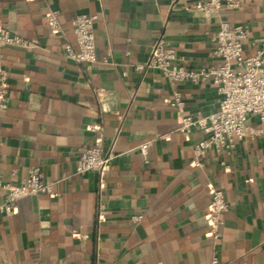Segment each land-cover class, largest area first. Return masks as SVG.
<instances>
[{
  "label": "crops",
  "instance_id": "crops-1",
  "mask_svg": "<svg viewBox=\"0 0 264 264\" xmlns=\"http://www.w3.org/2000/svg\"><path fill=\"white\" fill-rule=\"evenodd\" d=\"M201 2L0 0V27L30 41L0 45L11 91L0 110V205L2 185L21 183L30 168L56 180L74 173L81 152L98 141L116 154L105 178L86 172L63 182L59 195L27 196L10 216L0 213V264H211L207 214L216 188L229 205L220 264H264V122L249 116L261 135L195 166L201 132L184 134L167 101L180 91L185 113L207 115L219 107L217 86L173 85L161 70H135L162 36L187 68L217 65L214 37L226 20L247 29L246 54L263 46L264 0H239L240 8L209 16ZM52 11L60 32L46 20ZM80 13L97 16L98 61L90 67L64 52L67 42L77 48L71 21Z\"/></svg>",
  "mask_w": 264,
  "mask_h": 264
},
{
  "label": "built area",
  "instance_id": "built-area-1",
  "mask_svg": "<svg viewBox=\"0 0 264 264\" xmlns=\"http://www.w3.org/2000/svg\"><path fill=\"white\" fill-rule=\"evenodd\" d=\"M198 9L205 15L220 13L223 9L240 8L239 0H201ZM48 25L53 33L62 30L58 21V11L47 15ZM72 22L77 48L67 42L64 44L65 55L78 64L89 67L98 61L97 38L95 26L96 15L80 13ZM248 31L243 25H235L230 21H221L215 33L216 46L213 50L219 59L217 65L200 68H187L182 59L165 38L160 37L152 46L149 59L135 70H161L173 85L180 82L212 81L221 95L219 107L205 115L198 111L195 115L185 113V100L180 91L167 101L171 108L177 110L180 117V130L189 134L199 130L201 138L194 146L195 166L203 167L209 152L229 154L237 142L246 138H256L262 134L260 129L251 125L249 116H254L264 122V44L255 54L248 55L244 50V42ZM0 45L29 47L30 41L12 34L6 28L0 27ZM8 71L0 60V110L6 111L11 102ZM97 96L104 107V89L96 90ZM122 119V115H118ZM94 130H97L94 128ZM150 143H145L141 150L147 154ZM116 154L113 149L105 152L100 141L93 148L85 149L79 155L74 173L63 174L60 179L47 180L39 167L30 168L26 179L21 183L9 182L2 185L7 197L0 205V213L10 216L15 212L16 202L27 196L59 195L60 185L86 172L96 171L102 178L107 176ZM207 214L210 223V236L214 239L213 259L211 264H220L218 246L221 242V227L224 224L223 215L229 211L226 195L222 188L213 191L212 201ZM141 217H133L138 221Z\"/></svg>",
  "mask_w": 264,
  "mask_h": 264
}]
</instances>
